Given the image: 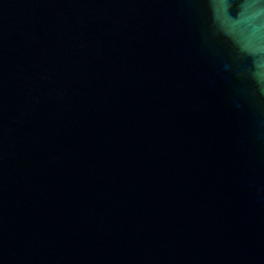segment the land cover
Masks as SVG:
<instances>
[{
  "label": "water",
  "instance_id": "water-1",
  "mask_svg": "<svg viewBox=\"0 0 264 264\" xmlns=\"http://www.w3.org/2000/svg\"><path fill=\"white\" fill-rule=\"evenodd\" d=\"M208 22L0 0V264H264V60Z\"/></svg>",
  "mask_w": 264,
  "mask_h": 264
},
{
  "label": "clouds",
  "instance_id": "clouds-1",
  "mask_svg": "<svg viewBox=\"0 0 264 264\" xmlns=\"http://www.w3.org/2000/svg\"><path fill=\"white\" fill-rule=\"evenodd\" d=\"M208 34L223 38L235 59L264 60V0H207ZM225 68L228 65L225 64ZM258 92L264 96V76L257 77Z\"/></svg>",
  "mask_w": 264,
  "mask_h": 264
}]
</instances>
